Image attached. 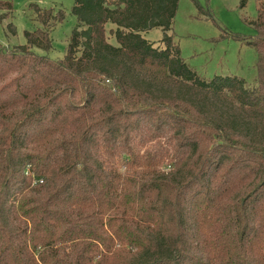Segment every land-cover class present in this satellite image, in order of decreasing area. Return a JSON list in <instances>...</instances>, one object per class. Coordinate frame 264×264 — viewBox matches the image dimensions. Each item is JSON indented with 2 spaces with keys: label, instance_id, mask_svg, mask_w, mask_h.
Wrapping results in <instances>:
<instances>
[{
  "label": "trees",
  "instance_id": "1",
  "mask_svg": "<svg viewBox=\"0 0 264 264\" xmlns=\"http://www.w3.org/2000/svg\"><path fill=\"white\" fill-rule=\"evenodd\" d=\"M257 1L255 36L232 35L257 52L252 88L188 66L168 35L180 0H74L61 60L34 48L65 12L30 6L43 28L0 44V264H264Z\"/></svg>",
  "mask_w": 264,
  "mask_h": 264
},
{
  "label": "rangeland",
  "instance_id": "2",
  "mask_svg": "<svg viewBox=\"0 0 264 264\" xmlns=\"http://www.w3.org/2000/svg\"><path fill=\"white\" fill-rule=\"evenodd\" d=\"M198 1L205 10L211 11V15L201 14L191 0H180L172 30L168 32L180 46L188 66L206 80L215 76H236L244 79L248 87L257 86V52L253 46L232 35L255 36L254 28L246 20L257 17L258 1L246 0L244 7L243 0ZM32 4L65 12L64 22L51 30L53 48L49 52L34 48L37 55L63 59L70 37L78 26L77 18L72 14L74 0H13L11 15L0 10V44L5 48L26 45L25 32L43 28L30 9ZM11 24L16 28V34L12 32ZM110 28L108 26V30ZM164 35L161 29H153L145 37L156 46H162ZM109 42L116 44L112 36H109Z\"/></svg>",
  "mask_w": 264,
  "mask_h": 264
}]
</instances>
